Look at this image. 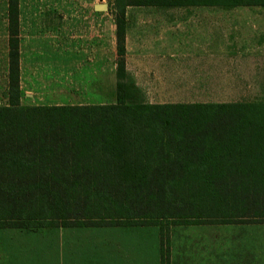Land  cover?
Instances as JSON below:
<instances>
[{"label": "trees", "instance_id": "1", "mask_svg": "<svg viewBox=\"0 0 264 264\" xmlns=\"http://www.w3.org/2000/svg\"><path fill=\"white\" fill-rule=\"evenodd\" d=\"M7 5L0 228L145 225L190 217L264 221V99L144 102L127 73L125 47L128 6H264V0H116V101L51 105L21 102L20 0ZM130 191L139 195L129 198ZM210 199L250 208L190 211Z\"/></svg>", "mask_w": 264, "mask_h": 264}, {"label": "crops", "instance_id": "2", "mask_svg": "<svg viewBox=\"0 0 264 264\" xmlns=\"http://www.w3.org/2000/svg\"><path fill=\"white\" fill-rule=\"evenodd\" d=\"M95 4V12H104ZM129 12L146 13L136 21L144 30L130 32L128 25L125 41L126 70L142 101L240 102L246 101L243 97L251 87L263 90L264 64L257 58L252 66L248 49L250 38L258 42L257 32H264L257 31L259 26L263 30L264 6L142 8L125 14ZM8 62L7 58V89ZM65 62V72L71 74L72 59ZM93 64L98 78L99 67L104 74V63L95 59ZM25 74L20 61L22 89L30 87ZM69 85L73 87L72 80ZM92 88L98 95V84ZM248 219L167 218L157 224L59 226L12 233L0 228V264H264V221ZM20 239L34 243L26 247Z\"/></svg>", "mask_w": 264, "mask_h": 264}, {"label": "rangeland", "instance_id": "3", "mask_svg": "<svg viewBox=\"0 0 264 264\" xmlns=\"http://www.w3.org/2000/svg\"><path fill=\"white\" fill-rule=\"evenodd\" d=\"M95 3H106L108 8L104 12L99 11L97 13L94 10ZM194 7L220 6H128L126 11L142 8ZM7 8V0H0V105H5L8 102V89L5 86L9 50ZM117 11L116 0H20V61L30 86L29 88L25 87L26 89L21 88V102L23 104L49 105L64 102H115L117 70L114 65L118 58L115 16ZM129 13L125 17L129 31L144 30L136 21L146 18L144 16L146 13H142V15ZM147 17L153 18L154 16L149 15ZM159 17L169 18L170 16ZM131 23L135 26L130 27ZM262 29L259 26L257 31H264V26ZM257 33H260L258 34V42L252 38L249 42L248 58L254 57L252 66L257 58L264 64V37L262 36L264 32ZM68 58L72 59L71 68L73 72L71 74L65 72L67 70L65 61ZM95 59H98L99 62L103 61L105 69L104 74L101 75L99 67L98 78L94 73L93 60L95 61ZM90 70L93 71L94 75L88 74ZM70 80H72L73 87L69 85ZM96 83L99 86L98 95L96 90L92 88L95 87ZM26 91H29L28 95ZM243 98L246 101L263 100L264 88L258 91L251 87L249 94ZM128 194L129 198H136L139 192L130 191ZM222 203L210 199L209 203L197 205L190 208V211L215 215L221 211L232 213L250 208L248 204H239V207H225L220 205ZM165 219L167 218L161 220L164 221ZM175 219L172 221H177L180 218ZM169 221L167 220V222ZM12 232L24 231L10 228L8 233ZM20 243L28 247L34 243V240L24 239L22 241L20 239ZM36 251L37 253L40 252L39 249Z\"/></svg>", "mask_w": 264, "mask_h": 264}, {"label": "water", "instance_id": "4", "mask_svg": "<svg viewBox=\"0 0 264 264\" xmlns=\"http://www.w3.org/2000/svg\"><path fill=\"white\" fill-rule=\"evenodd\" d=\"M108 8V5L106 3H96L95 9L98 10H106Z\"/></svg>", "mask_w": 264, "mask_h": 264}]
</instances>
